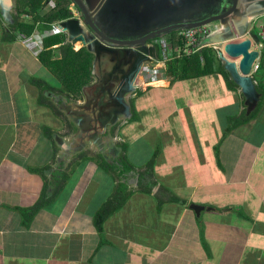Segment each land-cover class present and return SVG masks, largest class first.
<instances>
[{"label":"crops","instance_id":"obj_1","mask_svg":"<svg viewBox=\"0 0 264 264\" xmlns=\"http://www.w3.org/2000/svg\"><path fill=\"white\" fill-rule=\"evenodd\" d=\"M1 33L3 37L6 32ZM42 35L44 40L49 33ZM19 37L13 45L30 52L40 65L44 45L32 49L23 36ZM13 53L12 48L11 59ZM12 65L17 67V62L13 60ZM4 72L0 68V144L5 140L0 147V264H264V107L252 122L223 135L227 116L237 114L242 107L239 90L229 91L221 75L197 79L199 85L204 84L203 89L196 90L202 93L203 102L190 104V93L195 88L187 89L189 80L171 85L162 74L154 78V85L164 83L166 87H154L148 96L149 91L133 97L142 98L137 107H132L133 117L135 112L144 113L139 121L149 123L150 130L154 128L153 155L157 159L153 172L165 173L159 184L154 173L145 175L143 179L152 183L147 193L140 189L144 172L139 171L140 161L146 165L153 155L139 159L144 146L150 152L149 145L142 141L144 132L124 142L135 170L126 172L123 179H114L89 155L72 172L78 156L65 158V153L77 128L68 114L76 112L72 115L83 119L82 126L87 125L91 109L87 101L84 105L76 103L79 109L72 103L67 111L58 108L61 114L53 113L56 119H65L69 133L76 132L61 135L48 126L52 129L50 142L42 138L46 124L40 126L42 134L34 132L39 119L45 122L47 117L45 106L32 100L34 92L28 86L33 77L40 78L22 76L28 85L13 79L17 90L10 100L13 92L10 82L2 77ZM41 79L53 84L47 77ZM54 83L59 86V79ZM204 127L209 131L201 133ZM133 133L131 129L125 136ZM23 135L24 141L20 139ZM42 139L46 154L38 149ZM39 161L49 169L45 178L30 172L39 168ZM66 169L73 174L58 200L41 211L31 228H25L14 208L33 206L46 182L56 178V173L61 177L58 173ZM119 183L149 198L140 203V194L135 195L130 207L125 205L110 218L104 232L107 243L98 249L101 238L92 225L93 216ZM90 192L93 196L84 204ZM194 206L202 209L196 212ZM139 209L145 213L143 216L128 219Z\"/></svg>","mask_w":264,"mask_h":264},{"label":"water","instance_id":"obj_2","mask_svg":"<svg viewBox=\"0 0 264 264\" xmlns=\"http://www.w3.org/2000/svg\"><path fill=\"white\" fill-rule=\"evenodd\" d=\"M73 1L79 3V0ZM110 1L111 0H109V2ZM156 1L160 2V5H156V9L154 8V0L140 1V4L144 2L143 5L146 7L144 9L147 12L146 15H142V23L145 24L144 28H147L148 25L153 26L152 30L150 29V31H148V28L146 30L147 32L154 33L153 35H147L145 31V33L139 37L138 42H135L133 40L134 36L127 37L119 33H113L109 34V44H105V40L100 38V30L90 26L94 35H92L89 40L83 38L84 46L97 56L101 55V51L91 47H103L102 44H104L106 47L103 48H105L104 52L107 54V60L110 61V63H116L114 70L121 71L118 76L119 78H117L114 83L108 86L104 85L106 90H109L110 86H112L110 91L103 94L100 93V89H97V91L94 92V98L90 102V113H88L90 115L89 123L91 128L87 130V134L88 136H91L92 133L94 135V140L91 145L96 146L100 154L111 165L114 164V160L110 159L111 153L108 152V155L105 153L107 151L106 147L109 144L110 147L116 149L117 152H122V148L115 147L114 141L110 135V130L118 121L130 120L133 117L132 108L129 103L130 96L134 95L137 90L133 81L137 78L145 65L155 66L160 61L159 49L156 46H146L148 41L164 39L172 34L198 28L216 27V31L204 39L202 45L204 47H213L218 50L219 59L244 98L246 110L249 112L253 110L259 100V95L256 91V83L253 80L254 73L252 71V66L253 63L259 59L260 55L258 50L253 49V46L259 47L260 43L256 35L251 32L250 22L254 17L264 15V8L258 9V7H256L263 4L264 0H254L253 4L249 6V9L244 10L243 7H241V3L243 4L244 1L241 2V0H166V3H164V0ZM186 1H188V3L190 2L192 9L196 7L195 10L200 12L202 16H199V13L195 12L194 17L198 18L189 21V23H192L185 26L182 24L183 20L178 21L174 18L173 26V23L167 20V18L171 17L169 14L171 11L175 10L177 5H181ZM239 1L241 3H239ZM118 4H120V2ZM143 5L140 6L142 7ZM14 7V0H0V17L6 26L15 23L12 16L15 9ZM222 7H226L228 11L221 14ZM254 8L259 11H255ZM133 10L136 11L135 8H133ZM82 11H84V9ZM137 12L138 10L135 13ZM87 18L90 19V17ZM133 21L134 23L132 22L128 25L139 26L141 17H139V15H133ZM165 21L169 24L167 26L165 25L166 27H163L162 30H160V27L154 28V23H164ZM75 23H77V21L68 20L59 23L57 28L71 38L77 35L82 37L81 31L83 28L76 30ZM85 24L87 25V23ZM114 38L115 41H112ZM137 44H141L142 47L136 49V47H138ZM107 46H110V48ZM133 48L135 49L133 50ZM97 62L98 58L94 64L95 67ZM117 68H119V70ZM130 70L132 72L128 77ZM47 97L56 98L54 100L56 104L61 100L60 97L54 93ZM115 103L119 104L117 106H123L124 111L120 112L116 110V108L113 107ZM74 105L77 104L75 103ZM76 108H80L79 105H77ZM59 109L61 110L60 106ZM72 114L73 113L68 114L69 118L73 125L79 129V127L82 126L81 123H83V119H76ZM83 134L84 133L79 130V133L74 136V141ZM116 157H119L117 153ZM200 209H202V207L194 206L196 212Z\"/></svg>","mask_w":264,"mask_h":264},{"label":"trees","instance_id":"obj_3","mask_svg":"<svg viewBox=\"0 0 264 264\" xmlns=\"http://www.w3.org/2000/svg\"><path fill=\"white\" fill-rule=\"evenodd\" d=\"M45 0H16V15L14 16L15 24L11 27L9 32H6L3 36V43L5 44H14L18 42V35L29 39L34 32L44 33V31L53 30L54 25L57 23L66 21L72 17V13L69 11L68 6L70 5L67 0H56V8L49 13L48 15L42 16L41 11L44 8ZM22 17H28V19H22ZM1 19V18H0ZM255 34V33H254ZM168 43L172 46L173 51L183 47V43L181 39L178 37V33L173 34L169 37ZM56 41L53 39H48L45 42V47H52L55 45ZM264 50V48H263ZM262 50V51H263ZM262 54V52H261ZM39 60L41 63L47 65L48 67H52L51 69L54 71V74L62 84L68 85V88H74L75 85H78L77 92H79L80 87L87 83L88 81H81L80 78L74 76V74L79 75L81 78L86 76L90 78L91 75V57L86 53L82 55L81 53L74 52L70 47H62V57L58 60H53V52L52 50H48L45 48L44 52H41L39 55ZM169 61L166 63L165 76L167 80L174 84L176 82L187 81L192 78H202L206 76H218L221 75L222 79L225 81L226 87L231 92H237L238 87L235 85L233 80L231 79L229 73L225 70L223 63L218 57V51L213 47H206L197 53L187 56L184 55L180 58H176V54L171 57ZM264 53L260 56L261 63L258 65V69L253 74V80L256 83V91L259 95V100L253 110L250 112L246 110V106L244 105V98L241 97L240 106L241 110L234 115L227 116V128L223 131V135H227L231 133L233 130L252 122L256 119L262 108L264 107ZM80 80V81H79ZM31 84L40 89V94H38V103L41 106H46L50 109L52 107L55 109L54 112L56 114H61L59 109L48 100L46 97V92L48 90H52L54 88L53 85L49 84L43 79L32 78ZM151 88L145 87L138 91V96L144 95ZM45 92V94H44ZM78 97V95H77ZM76 98V97H75ZM134 104V103H133ZM135 107V106H134ZM53 110V109H52ZM134 117L132 119H138V115L136 112L134 113ZM69 127L71 130H74L72 124L70 123ZM45 135L50 139L52 138V129L48 126L44 128ZM50 132V133H49ZM121 147H123V156H122V164L123 169L117 168L109 164L104 157L99 153L98 156L93 157V160L96 164L106 173H109L115 179L116 176H123L124 173L128 171L135 170V165L131 163L128 159V144L122 143ZM88 155L86 153L79 155L74 161L75 165L72 167V172H74L76 166L84 160H88ZM157 155H153V157L146 163V170L141 174L140 186L144 182L147 174H152L154 171V166L156 164ZM72 166V165H71ZM46 168V167H45ZM48 168H46L47 170ZM118 169V170H117ZM30 170V169H29ZM49 170V169H48ZM121 170L120 172H118ZM39 168L31 169L30 172L40 175ZM116 173V174H115ZM154 178H155V172ZM61 177L57 176L56 178L51 180V182H46L43 192L33 206L29 207H15L14 209L19 213L22 219V225L25 228H31V226L35 223L36 217L41 213V211L50 207L51 204L56 202L61 195L64 187L67 182L71 179L73 173L68 172H59ZM115 176V177H114ZM45 178V176H44ZM49 181V180H48ZM132 191V190H131ZM145 191L150 193V188L147 190V185L145 186ZM129 192L127 190V185L123 183L117 184L115 188V192L111 195V197L105 201L102 206L98 209V211L93 216V224L100 235V244L98 249L104 244L107 243V240L104 236L105 225L106 222L112 218L115 214L125 206L124 202L129 197ZM130 193L135 194V191ZM132 195V196H133Z\"/></svg>","mask_w":264,"mask_h":264},{"label":"flooded vegetation","instance_id":"obj_4","mask_svg":"<svg viewBox=\"0 0 264 264\" xmlns=\"http://www.w3.org/2000/svg\"><path fill=\"white\" fill-rule=\"evenodd\" d=\"M67 1L70 4L68 6L69 11L72 13V17L68 20L77 21V23H75V29L78 30L80 28H83V30L81 31L83 36L80 37L79 35H77V36H73L71 38L66 33H63L61 30H59L57 28V25L59 24V23H57L56 25H54L53 30L44 31L42 36H44L46 33H49V36L45 37L44 40H41L42 44H40V45H45L46 40L53 39L56 41L55 42L56 44L53 45L52 47H49V48L44 47V49L46 48L48 50H54V49L59 48L60 53H61V57H62V47H70L74 52L81 53L82 55H85L87 53L91 57L90 80L87 83H84L80 87L79 92H77V87H78L79 83H77L78 85H75L74 88H68V85H64L61 82H60L58 87L54 86V88L52 90L47 91V96L54 93L60 97L61 100H59L58 104L60 105V107H65V110L72 103H73V108H74V104L75 103L78 104L79 101L82 102V103H80L82 105H84L86 103L85 101H87L88 105L90 107L91 106L90 102L94 98L93 97L94 92H96L97 89H100L101 90L100 93H103V94L110 91L112 86H110L109 90H106L104 88V85L108 86L109 84L114 83L116 81V79L119 78L118 76L121 73V71L114 70L116 63L113 64L107 60L108 59L106 56L107 54H105L106 53V52H104L105 48H103V47H106L104 44H102L103 47H99V46H92L91 47L94 49L97 48L99 51H101V55H98V56L95 53L90 52V50H88V48L86 46H84L83 38L85 40H89V38L92 35H94L90 26H93L94 28H97L98 30H100V32H101L100 38L105 40L104 41L105 44H109L108 43L109 34L119 33L122 36H127V37L128 36H134L133 40L135 42H138L139 37L145 33L147 28L149 29L148 31H150V29L151 30L153 29V26H151V25H148L147 28H144L145 24L142 23V19H143L142 15H146L147 12L144 9V8H146L143 5L144 2H143V4H140L141 0H111L110 2H109V0H79L78 1L79 3H76L73 0H67ZM172 1H174V0H172ZM242 1H244L243 4L241 3ZM253 1L254 0H241V2L239 1V3H241V7H243V10H244V9H249V6L253 4ZM119 2H120V4H118ZM164 3H166V0H164ZM43 4H44V8L41 11L42 16L48 15L49 13H51L56 8V0H45V2ZM45 5H46V7H45ZM140 5H143V6L141 7ZM154 5H155L154 8L156 9V5H160V2L154 0ZM81 7H82V10L84 9V11L81 10ZM256 7H258V9H263L264 3L261 5H258ZM14 8L16 9V1H15V7ZM133 8H135L136 11L138 10V12L135 13L136 11H134ZM195 8L196 7H194L192 9V5L190 4V2L188 3V1H186V2L182 3L181 5H177L175 7V10L171 11V13L169 14V15H171V17L167 18V20H169V21H171V23H173V19L175 18L178 21L183 20L182 24L184 26L189 25L192 23V22L189 23V21H191L193 19L196 20L198 18V17H194V13L198 12L197 10H195ZM258 9L254 8L255 11H259ZM116 11H118V12H116ZM227 11H228V9H226V7L221 8V14H223ZM198 13H199V16H202V14L200 12H198ZM133 15H139V17H141V23L139 24V26H135V25L129 26L128 25L129 23H132V22L134 23ZM14 16H13V18H14ZM120 16H122V17H120ZM87 17H90V19H88ZM23 18L32 21V19H30L28 17H22V19ZM68 20H66V21H68ZM14 21H15V19H14ZM174 21H176V20H174ZM63 22H65V21H63ZM85 23H87V25ZM14 24H11L10 26H5V30H6L5 32H9V30L11 29V27ZM168 24L169 23H167V21H165L164 23H162V22L154 23V28L160 27V30H162V28L166 27ZM173 26H174V23H173ZM145 34L153 35L154 33L146 31ZM18 36H20V35H18ZM35 37H36V32H34L33 35L28 40L32 39L31 42L33 43V42H35ZM166 38H164V39H166ZM164 39L150 41V42L148 41L146 43V46H152V47L156 46L158 48L160 42H161L160 45L163 44V42L168 43L169 38L167 39V41H164ZM112 41H115V38ZM77 45H80V47H77ZM137 46L138 47H136V49L139 47H142L141 44H137ZM108 48H110V46ZM134 49L135 48H133V50ZM97 58H98V62L96 63V67H95L94 64H95ZM55 60H58V58ZM146 67H149V66L145 65V67L139 73L137 78L134 79V81H133L137 90H136L134 95L130 96L129 103L131 105V108L133 106H135L133 104L134 103L133 97L134 96L137 97L138 91L145 88L141 84V78L145 76ZM117 69L119 70V68H117ZM131 72L132 71L130 70L128 77L131 75ZM74 76H76L77 78H80L81 80L83 79L86 82V76H84L82 78L76 74H74ZM39 91H40V89H39ZM45 92H44V94H45ZM77 95H78V97H77ZM53 99L55 100L56 98L48 97V100L51 101L53 104H55ZM36 102L39 105L37 100H36ZM117 105H119V104L115 103L113 105V107H115L116 110L123 112L124 111L123 106H117ZM75 109H77V108L75 107ZM69 112H71V111H68L67 113H69ZM84 112L87 113L88 110L85 109ZM72 113L74 114L76 112H72ZM132 119H133V117L130 120L118 121L114 126H112V128L110 130V135L114 141L115 147L116 148H122V152H117L116 149L111 148L110 145L108 144V146L106 147L107 151L105 153L107 155H108V152L111 153L110 159L114 160L113 166H116L117 168H120V169H123L122 156H123L124 150H123V147H121L122 143H118L117 137L115 136V133L118 130V127L122 125V122L124 124H127V123H130L132 121ZM90 128H91L90 123L88 122L87 125L81 126V127H79V129H76L77 132H76V130L74 131L78 134L79 130H81V132H83L84 134L80 135L79 138H77L75 141H73L72 143H70L68 145V147L66 149V153H65V158H71L72 159L73 157H77V156L81 155V153L82 154L85 153L87 145L93 143V140H94L93 133L91 134V136H88V134H87V130H89ZM74 132L69 133V130H68L67 134L69 133L68 135H70V134H73ZM116 153L119 155V157H116ZM129 173H131V171H129ZM120 178L123 179L124 176H121ZM145 181L150 182L149 180H147V178L145 179Z\"/></svg>","mask_w":264,"mask_h":264},{"label":"rangeland","instance_id":"obj_5","mask_svg":"<svg viewBox=\"0 0 264 264\" xmlns=\"http://www.w3.org/2000/svg\"><path fill=\"white\" fill-rule=\"evenodd\" d=\"M15 1L16 0H14V6H15ZM45 7H46V5H45ZM15 11H16V9L13 11L12 16H14L16 14ZM263 21H264V18H262V19L259 20V22H263ZM3 24H4V22L1 21V19H0V65H1L0 68H2L3 70H5V72L2 73V77H4V80H5V78H7V80L10 82V87H11L12 92H13L11 94L10 100H12L14 98V94H15V92L17 90L16 87L12 85V80L13 79L18 78L21 82H24L26 85H28L27 82L24 81V78L22 77L24 75H26V76L31 75V76L38 77L40 79L43 78V77H45V78L47 77L51 81L50 83H53L52 85H54V86L57 85V83H54L56 81V76L54 74V71L51 69L52 67H48L47 65H45L43 63H41L40 65L37 66L36 63H35L36 60L34 61V58H33L34 56L30 52L23 51L22 47H15L13 44H11L12 46H10V47H6V44L3 43V41H2L3 40V37L1 36V34H2L1 31L2 32H5V28H4ZM256 33H257V30L255 29V34ZM41 35H42V33H39V34L36 33L35 42H33V43L32 42H29V45L32 46V49L35 48V47H38L40 44H42L41 40H43V39H42ZM19 39H20V37L18 38V40ZM167 39L168 38L164 39V41H167ZM31 40L32 39H30L29 41H31ZM160 43H159L158 49H159V52H160L159 55H160V59L161 60H166L167 58H171L175 54L179 53L177 49L175 51H173V48H172V46L169 45V43H167V46L160 45ZM263 46H264V44H263ZM44 47H45V45H44ZM77 47H80V45H77ZM12 48L14 49V53L12 54L13 57L11 59L10 58L11 57L10 55H11ZM15 48H16V50H15ZM52 52H53V60H55L57 58L60 59L61 53H60V49L59 48L52 50ZM263 53H264V50L262 51V54ZM13 60H15L17 62V67L12 65ZM22 60H23V62L21 63ZM167 61H164V63L163 62H160L161 64H158L159 63L158 62L155 66L146 67L145 76L141 78V84L143 85V87L154 88V87H166L167 86L164 83H159L158 86L157 85H154V83L157 82V81L154 80V78L159 79L161 77V74L163 75L162 76V79H167L166 76H165L166 75L165 74V69H166V62ZM259 63H261V60L260 59H259ZM28 67L30 69H28ZM45 67L47 68V71L48 72L46 70H44ZM49 72L52 75H54V77L51 76L49 74ZM45 73H46V75H45ZM35 74H37L38 76H36ZM52 77L55 78V80ZM197 79L198 78H192V79L189 80V82L186 83V87L188 86L187 89H192V88L194 89L195 88L193 90L194 92L191 91V93H190V95H193L190 98V100H189L190 104H193V102H198V101H202L203 102L205 100L204 97L201 96L202 93H199L198 91H196L197 88L199 90L200 89H203L202 88V85H204V84L199 85ZM86 80L89 81L90 78L89 77H86ZM81 81H83V79ZM169 83L171 84L170 81H169ZM16 86H17V83H16ZM28 86L30 87L31 91L34 92V94L32 95V100H37L38 99V93L40 94V91H38L37 88L35 86L31 85V84L28 85ZM198 86H200V87H198ZM148 95H150V91L147 93V96ZM7 98H9L8 95H7V97L5 99H7ZM133 99H134L133 102L135 104V107H137L138 101H140L142 98L140 100L139 99H136V97L133 98ZM53 101H54V99H53ZM5 103L6 102H3V104H5ZM8 103H12V102H8ZM142 104H144V101H142ZM1 106H3V105H1ZM55 106H57V108H59L60 105L58 103L57 104L55 103ZM44 108L46 109V114H47V117L45 119L46 121L44 122V119H42V120L39 119V126L37 125V128L34 130L35 134L36 133L42 134L43 127L42 128L40 127L42 124H46L47 126L52 127L53 131H57L61 135L67 134L68 129H67V126L65 125V122H64L65 119L64 118H63V120L56 119L53 116V113L55 111V109L53 107H52L53 110L52 109H49L46 106ZM62 108L65 110V107H61V109ZM64 114L66 115V113H64ZM137 115L139 116L138 120L136 119L137 121L133 120L130 123H127V124H124L122 122V125L118 127V130L116 131L115 136L117 137L118 143H124V142L128 141L131 137L136 136V134H140V133L144 132L145 135L143 137L140 136V137H142L143 140L140 139L138 141L139 142L141 140L142 141H145L149 145V147H150V152L144 146L143 147V152L141 153V156L139 157V159H142V157H149L150 158L153 155V153H154V128L152 130H150L151 127L149 126V123H146V124L143 123L142 124V122L139 121L140 119H142L144 117V115H145L144 113L138 111L137 112ZM183 115H186V114L183 113ZM176 126H177V124H176ZM131 129H132V132H134V133L125 136V133H127ZM205 131H209L208 127H204L203 130L201 131V133L202 132H205ZM72 135H74V134H72ZM35 138H36V136H35ZM42 138L43 139H49V141H50V138L45 135V132L42 135ZM67 138H68V136H67ZM20 139L22 141L26 140V135L21 136ZM43 139L40 140V143H38V149L43 154H46V145H45V142H42ZM70 139L72 141V138H70ZM4 141L5 140L2 141V144H0V147L4 146ZM59 151L61 152V149L60 148H59ZM85 153H86V155H89V156H92V157H95L96 158V156H98L99 151H98V148L96 146H93L91 144H88L87 145V148L85 150ZM162 161H163V158H162ZM37 164H38V166H36V167H39V170L41 169L40 176L43 178L45 176V174L47 173L46 172V168H44V166H43L44 165V161H41V162L39 161V162H37ZM66 170L67 171H65V172H68V169H66ZM141 170L142 171H145L146 170L145 163L142 160L140 161V169H139V171H141ZM152 174H153V172H152ZM163 174H165L163 171L162 172H159L158 170H156V172H155V179L158 182V184H159V182H161V183L163 182V178H164L163 177ZM147 180H149V179H147ZM114 182H115V180H114ZM94 184H96V183H94ZM146 185H147V188L149 187V185H152L151 181L150 182L144 181L142 183V185L140 186L141 187L140 189L145 191V186ZM70 189H71V187H68V190H70ZM89 191H92V188ZM130 192H132V191H130ZM130 192L128 194L129 197L124 202V204L127 207H130L132 205L131 203L134 200V196L140 194V193H135L133 195V193H130ZM92 194H93V192H90V196H88V198L86 197L84 199V204L89 199L91 200V198L93 196ZM25 196H27V194ZM29 197H31V196L29 195ZM140 198H141L140 199V203H141L144 200L146 201L149 198V196L146 195V194H140ZM144 214L145 213L141 209H139V210H137V212L133 213V216L131 218H128V219L138 220ZM152 219L154 221V214L152 216ZM92 222H93V220H92ZM92 225L94 226L93 223H92ZM92 225L88 224L87 226L89 228H91ZM140 227L143 229V226H140ZM147 258H150V257L147 256ZM16 261H20V260H16ZM158 264H166V263L165 262H159Z\"/></svg>","mask_w":264,"mask_h":264},{"label":"built area","instance_id":"obj_6","mask_svg":"<svg viewBox=\"0 0 264 264\" xmlns=\"http://www.w3.org/2000/svg\"><path fill=\"white\" fill-rule=\"evenodd\" d=\"M264 18V15L259 16V17H254L251 20V32L255 33V29L257 30V33L255 34L256 37L259 40L260 46L259 47H254L253 49H256L259 51L260 54V50L264 44V21L263 22H259L260 19ZM214 31H216V27H203V28H198V29H194V30H190V31H184V32H180L178 33V37L181 39L182 43H183V47L177 49L179 53L176 54V58H180L184 55L190 56L193 55L195 53H197L198 51L206 48L202 45V42L204 39H206L208 36H210ZM23 39H26L25 37H23ZM29 42L28 39H26ZM164 46H167V42H163ZM260 58V56H259ZM171 58H167L166 60H161L159 62H163L164 61H169ZM167 63V62H166ZM258 65H259V59H257L252 66V71L253 73L258 69ZM155 80H157L155 78Z\"/></svg>","mask_w":264,"mask_h":264}]
</instances>
